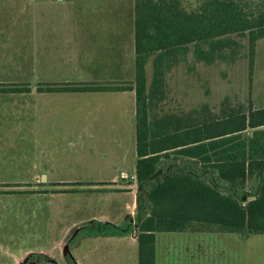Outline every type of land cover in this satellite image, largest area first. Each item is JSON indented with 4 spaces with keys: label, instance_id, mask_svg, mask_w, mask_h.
Here are the masks:
<instances>
[{
    "label": "rangeland",
    "instance_id": "374dc122",
    "mask_svg": "<svg viewBox=\"0 0 264 264\" xmlns=\"http://www.w3.org/2000/svg\"><path fill=\"white\" fill-rule=\"evenodd\" d=\"M180 1L193 9L202 0ZM132 8L133 0H0V84H27L36 91L40 83L84 79L83 70L74 67L76 46L71 52V38L81 32L76 24L98 23L100 29L93 31L105 37L102 24L118 21L127 37ZM234 38L240 44L234 61L207 65L196 62L191 51L179 58L163 75L159 111L175 115L201 106L216 112L228 102L244 106L250 90L254 102L264 101V39L256 45L250 76L247 37ZM71 96L0 95V125L10 126L0 137V264H11L24 251L22 260L30 255L23 264H137L136 238L130 232L98 238L81 229L74 233L95 219L125 226L124 206L131 196L117 191L125 185L119 179L105 183L111 190L106 195L88 188L102 177L101 167L125 162L119 168L129 174L132 168L120 140L109 142L112 151H104L79 137L78 129L71 132V118L79 115ZM136 191L135 214L142 206L138 186ZM71 226H77L72 233ZM155 244L157 264H264V234L158 233Z\"/></svg>",
    "mask_w": 264,
    "mask_h": 264
},
{
    "label": "trees",
    "instance_id": "16d2710c",
    "mask_svg": "<svg viewBox=\"0 0 264 264\" xmlns=\"http://www.w3.org/2000/svg\"><path fill=\"white\" fill-rule=\"evenodd\" d=\"M134 80L40 83L39 93L134 91L135 180L142 206L134 226L92 221L81 229L104 236L136 230L137 264H155L156 233L264 234V108L229 107L155 118L162 78L189 51L196 62L234 61L247 37L250 74L264 39V0H133ZM151 60L148 83L146 65ZM27 84H0V93H26ZM153 115H150V114ZM251 130L250 134H245Z\"/></svg>",
    "mask_w": 264,
    "mask_h": 264
},
{
    "label": "crops",
    "instance_id": "0c3cea01",
    "mask_svg": "<svg viewBox=\"0 0 264 264\" xmlns=\"http://www.w3.org/2000/svg\"><path fill=\"white\" fill-rule=\"evenodd\" d=\"M132 19H133V8H132ZM98 23H91V22H83L78 23L75 26L81 30L79 36L75 39L71 38V52L74 49V54L76 57L75 65L74 63L71 64L72 66L80 68L83 70L82 77L84 79L78 80H71V83L74 84H90V83H102V84H109V85H118L124 83H130L134 80V58H135V51H134V19H133V28L130 29L129 34L130 36L125 37L124 32V25L121 29L119 22H110L109 24H102L105 25L106 28L105 37H101L98 32L93 31L95 29H100L101 26H96ZM94 35V36H93ZM73 39V40H72ZM4 44V43H3ZM74 44V46H73ZM0 50H2L0 48ZM1 67H4L3 65ZM0 67V68H1ZM147 73H149L147 71ZM72 75V73H71ZM77 76V75H76ZM251 76V74H250ZM254 76V74H253ZM149 83V78H147ZM250 82V80H249ZM252 82V79H251ZM30 92L26 93H8V94H1L0 95H27L32 92L38 94H67V95H74L71 96V104L74 105V113H77V117L74 119L71 118V132L75 130L78 131V136L88 141L93 142V144H98V148L105 147L104 151L111 150L112 145L109 142H116V140H120V147L126 149L128 157L127 164L131 165L132 172H129L123 168H119L120 166H124L125 162H119L117 165H114L110 168L108 167H101V175L100 179L94 182V186L90 189L91 192L94 191H103L111 192L108 185L105 183H115L116 179H119L122 184L125 186L122 187L118 192L121 194H128L131 196L130 203H125L124 210L126 209V218L124 225L132 224L133 228L134 221H135V212L137 208V183L135 180V162H136V139H135V93L134 91H103V92H78V93H39L33 90L32 86H30ZM252 93V90H250ZM249 92V99L248 104L251 103L253 108L262 109L264 108V102L261 100L259 103L254 102L253 96ZM163 99V98H162ZM253 102L255 104H253ZM158 104V103H157ZM227 105L231 108L235 107L234 103ZM245 106V104H244ZM247 106V105H246ZM204 106L200 108L194 109L196 111H202ZM209 108V107H208ZM155 118H160L165 115L164 112H160L158 106L154 109ZM212 111V109L209 108ZM192 110H185L181 111L179 114H183L185 117L188 115V112ZM217 112V111H216ZM161 113V114H160ZM150 115H153L152 113ZM22 119V118H20ZM23 121H27L26 119H22ZM41 125L45 124L43 120H41ZM29 122V121H28ZM25 122V123H28ZM38 122V121H37ZM22 123V124H25ZM33 123V122H31ZM21 124V125H22ZM76 125V127L72 128V126ZM13 126V124H10ZM80 126V127H77ZM9 125L4 124L0 125V137L6 135L5 132ZM251 130L245 132V134H250ZM128 141V144H125V141ZM114 151V150H113ZM112 154V153H111ZM113 152V157L114 156ZM108 181V182H107ZM92 182V181H91ZM1 183L0 185H3ZM136 187V190L133 188ZM87 189V188H86ZM106 195V194H105ZM96 221L102 223H112L108 221L106 218L97 220ZM117 225V224H115ZM77 226H71V230ZM70 231V230H69ZM159 233H177V232H159ZM178 233H187V232H178ZM158 234V233H156ZM111 235H121V234H111ZM130 235L136 238V230L133 229L130 232ZM88 237H99L98 235L86 234ZM156 238V235H155ZM136 240V239H135ZM196 252L199 251L198 248L193 247ZM156 249V244H155ZM185 252V251H184ZM188 253V251L186 250ZM201 252L204 250L201 249ZM28 252L24 251V253L20 254L19 256H13V261L11 264L19 263V260L27 254ZM199 253V252H198ZM197 261H200L195 257ZM155 264L156 262V253H155ZM185 264V263H182ZM186 264H203L201 262H193V263H186ZM212 264H220V263H212ZM225 264V263H223ZM228 264H230L228 262Z\"/></svg>",
    "mask_w": 264,
    "mask_h": 264
},
{
    "label": "water",
    "instance_id": "95a60500",
    "mask_svg": "<svg viewBox=\"0 0 264 264\" xmlns=\"http://www.w3.org/2000/svg\"><path fill=\"white\" fill-rule=\"evenodd\" d=\"M42 181H43V179H42ZM78 229L79 228H77V230L74 232V233H76L77 231H78ZM71 231V233H72V231L73 230H70ZM68 233H70V232H68ZM70 238H71V236L67 239V242H66V244L64 245V248H65V250H67V247H68V243H69V241H70ZM30 255V254H29ZM28 255V256H29ZM28 256H26L21 262H19L18 264H21V263H23L27 258H28Z\"/></svg>",
    "mask_w": 264,
    "mask_h": 264
},
{
    "label": "flooded vegetation",
    "instance_id": "af4514ba",
    "mask_svg": "<svg viewBox=\"0 0 264 264\" xmlns=\"http://www.w3.org/2000/svg\"><path fill=\"white\" fill-rule=\"evenodd\" d=\"M81 228H82V227H80L79 229H81ZM81 231H85V230H82V229H81ZM85 232H86V231H85ZM71 238H72V237H71ZM71 238H70V240H71ZM23 263H24V262H23ZM23 263H21V264H23ZM25 263H26V262H25Z\"/></svg>",
    "mask_w": 264,
    "mask_h": 264
},
{
    "label": "bare ground",
    "instance_id": "6f19581e",
    "mask_svg": "<svg viewBox=\"0 0 264 264\" xmlns=\"http://www.w3.org/2000/svg\"><path fill=\"white\" fill-rule=\"evenodd\" d=\"M22 261V260H21ZM21 261H19V262H21Z\"/></svg>",
    "mask_w": 264,
    "mask_h": 264
}]
</instances>
